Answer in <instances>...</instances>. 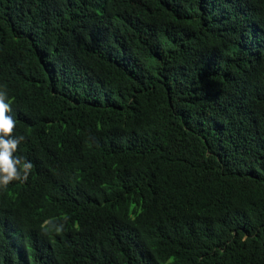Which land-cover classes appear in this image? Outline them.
<instances>
[{"label": "trees", "instance_id": "1", "mask_svg": "<svg viewBox=\"0 0 264 264\" xmlns=\"http://www.w3.org/2000/svg\"><path fill=\"white\" fill-rule=\"evenodd\" d=\"M0 91V264H264V0H0Z\"/></svg>", "mask_w": 264, "mask_h": 264}, {"label": "clouds", "instance_id": "2", "mask_svg": "<svg viewBox=\"0 0 264 264\" xmlns=\"http://www.w3.org/2000/svg\"><path fill=\"white\" fill-rule=\"evenodd\" d=\"M10 111L6 93L0 91V187H6L13 180L23 182L32 168L31 162L21 163L23 159L13 155L25 138L13 136L16 122L7 114Z\"/></svg>", "mask_w": 264, "mask_h": 264}]
</instances>
